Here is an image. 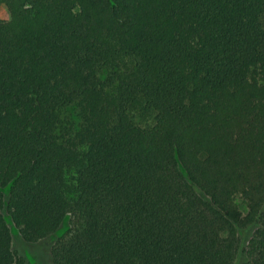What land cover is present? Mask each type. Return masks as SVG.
<instances>
[{"label":"trees","instance_id":"1","mask_svg":"<svg viewBox=\"0 0 264 264\" xmlns=\"http://www.w3.org/2000/svg\"><path fill=\"white\" fill-rule=\"evenodd\" d=\"M0 6V264H264V0Z\"/></svg>","mask_w":264,"mask_h":264},{"label":"rangeland","instance_id":"2","mask_svg":"<svg viewBox=\"0 0 264 264\" xmlns=\"http://www.w3.org/2000/svg\"><path fill=\"white\" fill-rule=\"evenodd\" d=\"M0 19L3 21H7L8 19L7 12L2 6H0ZM61 117L63 120L61 129L63 131L68 130L71 126H73L74 129L77 127L76 125L78 123V118L75 108H67V110L62 113ZM134 120L137 124L144 128H148L153 125V120L151 117L143 119L135 116ZM234 203L242 212V214H246L247 206L245 201L240 196L234 197ZM9 227L12 229V250L17 257L23 258L27 264H52L51 249L56 239L69 228V220H65L55 236L43 239L33 244L25 243L22 240L18 230L15 229L13 225L9 224ZM251 231L252 230L238 233L241 246L234 264H242L246 260L245 250L251 235Z\"/></svg>","mask_w":264,"mask_h":264}]
</instances>
